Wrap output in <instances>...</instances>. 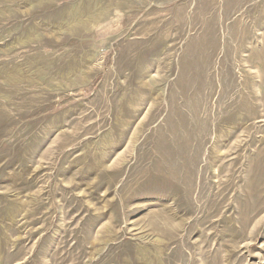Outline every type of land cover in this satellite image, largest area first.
I'll list each match as a JSON object with an SVG mask.
<instances>
[{"label":"rangeland","instance_id":"obj_1","mask_svg":"<svg viewBox=\"0 0 264 264\" xmlns=\"http://www.w3.org/2000/svg\"><path fill=\"white\" fill-rule=\"evenodd\" d=\"M0 264H264V0H0Z\"/></svg>","mask_w":264,"mask_h":264},{"label":"bare ground","instance_id":"obj_2","mask_svg":"<svg viewBox=\"0 0 264 264\" xmlns=\"http://www.w3.org/2000/svg\"><path fill=\"white\" fill-rule=\"evenodd\" d=\"M72 20H73L72 22L70 21L71 23L76 22L75 19H72ZM140 58H142V57H140ZM139 64H140V66L142 68V60H140V63ZM151 223H152L151 225H153L154 227H156L158 229V231L160 233H162V234H168V233H171L172 234L173 229H175V224L173 223V221H171V219L168 216L163 215V214H158L156 216H153ZM141 251H142V249H141ZM141 255L144 256V253L141 254Z\"/></svg>","mask_w":264,"mask_h":264}]
</instances>
